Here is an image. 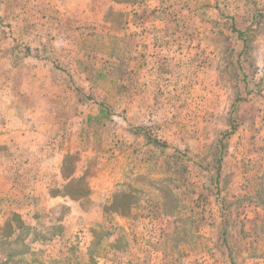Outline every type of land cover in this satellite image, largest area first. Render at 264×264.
<instances>
[{
    "label": "rangeland",
    "instance_id": "rangeland-1",
    "mask_svg": "<svg viewBox=\"0 0 264 264\" xmlns=\"http://www.w3.org/2000/svg\"><path fill=\"white\" fill-rule=\"evenodd\" d=\"M5 108L66 154L0 264H264V0H0Z\"/></svg>",
    "mask_w": 264,
    "mask_h": 264
},
{
    "label": "crops",
    "instance_id": "crops-1",
    "mask_svg": "<svg viewBox=\"0 0 264 264\" xmlns=\"http://www.w3.org/2000/svg\"><path fill=\"white\" fill-rule=\"evenodd\" d=\"M13 112L5 108L0 113V215H3V209L10 196H13L12 198L22 196L18 189L20 181L25 179L32 182L44 181L46 179L44 167H48L49 164L55 165L56 162L62 165L66 154L59 145V138L55 139L48 135L51 127L44 128L40 123L29 121L27 115L17 116ZM56 165L59 166L58 163ZM32 166H40L41 169H38V172L33 171ZM77 176L82 178V174L73 172L67 180L71 182L77 179ZM20 188L22 189V186ZM66 196L70 197L68 194ZM15 210L16 214L24 218L23 211Z\"/></svg>",
    "mask_w": 264,
    "mask_h": 264
},
{
    "label": "trees",
    "instance_id": "trees-1",
    "mask_svg": "<svg viewBox=\"0 0 264 264\" xmlns=\"http://www.w3.org/2000/svg\"><path fill=\"white\" fill-rule=\"evenodd\" d=\"M72 182H73V180L70 183H72ZM67 194L70 195V196H72V197H74V194L73 193L67 192Z\"/></svg>",
    "mask_w": 264,
    "mask_h": 264
}]
</instances>
